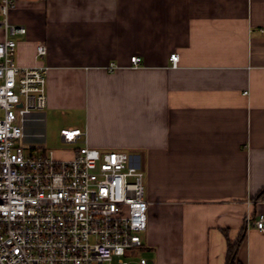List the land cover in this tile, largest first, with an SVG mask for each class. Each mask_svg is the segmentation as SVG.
<instances>
[{"label": "crops", "instance_id": "1", "mask_svg": "<svg viewBox=\"0 0 264 264\" xmlns=\"http://www.w3.org/2000/svg\"><path fill=\"white\" fill-rule=\"evenodd\" d=\"M8 21L15 62L49 66L24 141L81 126L138 162L155 264H225L241 233L234 264H264V0H16Z\"/></svg>", "mask_w": 264, "mask_h": 264}, {"label": "built area", "instance_id": "2", "mask_svg": "<svg viewBox=\"0 0 264 264\" xmlns=\"http://www.w3.org/2000/svg\"><path fill=\"white\" fill-rule=\"evenodd\" d=\"M15 1L0 0V264H155L137 255L148 201L143 170L126 151L90 146L80 127L59 131L69 158L26 151L34 148L24 144L25 122L46 106L49 66L15 62L13 36L26 32L8 21ZM46 51L38 43L35 56ZM169 59L176 65L178 54ZM253 223L264 229L262 216Z\"/></svg>", "mask_w": 264, "mask_h": 264}, {"label": "rangeland", "instance_id": "3", "mask_svg": "<svg viewBox=\"0 0 264 264\" xmlns=\"http://www.w3.org/2000/svg\"><path fill=\"white\" fill-rule=\"evenodd\" d=\"M79 127H81V126H79ZM34 131L42 132V134L44 136V142H41V143L43 144V146H41V147L38 146L37 142L39 140H37V138H26V140L24 141L25 145L28 144V145H32L34 147H39L40 148L39 151L45 150L46 152H48L49 150H53L54 155L57 157H61L63 155L67 156L68 152L71 151L67 145H65L63 142H61L58 139V137H55V133H53L54 131L52 128H50L49 125L45 126V125L39 124L37 127L34 128ZM26 151L37 152V148H34L33 150L26 149ZM151 252L144 250V249H141V250H138L137 255L143 254V255H146L148 258H151L150 257ZM112 264H116V261L114 260Z\"/></svg>", "mask_w": 264, "mask_h": 264}, {"label": "trees", "instance_id": "4", "mask_svg": "<svg viewBox=\"0 0 264 264\" xmlns=\"http://www.w3.org/2000/svg\"><path fill=\"white\" fill-rule=\"evenodd\" d=\"M264 197V188L255 196V198ZM242 239V233L234 241L227 237V253L225 264H234L236 259L237 247Z\"/></svg>", "mask_w": 264, "mask_h": 264}]
</instances>
